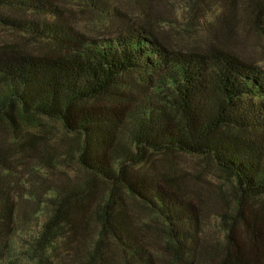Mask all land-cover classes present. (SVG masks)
Instances as JSON below:
<instances>
[{
  "label": "trees",
  "instance_id": "trees-1",
  "mask_svg": "<svg viewBox=\"0 0 264 264\" xmlns=\"http://www.w3.org/2000/svg\"><path fill=\"white\" fill-rule=\"evenodd\" d=\"M56 8L50 0H0L1 27L56 49L39 54L0 47V129L56 121L71 140L53 164L70 158L84 171L78 181L47 184L39 200L47 217L38 247L86 208L121 240L117 224L126 198L173 226L194 220L195 206L177 180L161 181L141 168L152 155L176 151L210 159L230 183L236 216L262 244L249 258L241 251L231 257L261 264L264 203L248 199L264 195V68L216 46L170 48L144 25L90 37L58 20L25 15L55 16ZM35 138L20 142L32 148ZM3 150L0 144L7 174ZM9 186L0 175V240L15 216Z\"/></svg>",
  "mask_w": 264,
  "mask_h": 264
},
{
  "label": "rangeland",
  "instance_id": "rangeland-1",
  "mask_svg": "<svg viewBox=\"0 0 264 264\" xmlns=\"http://www.w3.org/2000/svg\"><path fill=\"white\" fill-rule=\"evenodd\" d=\"M50 2L57 7L55 16L25 15L58 20L90 37L144 25L170 48L203 52L216 46L264 68V0ZM256 18L262 20L261 25ZM6 45L39 54L56 50L50 41L0 26V47L8 50ZM32 135L36 136L34 147L21 144ZM70 140L56 121L22 125L17 131L0 129L5 165L10 168L6 174L1 167L0 175H6L15 202V216L0 240V264H237L231 257L235 252L249 258L250 250L262 247L236 216L231 185L212 161L176 151L152 155L141 168L158 180H177L182 196L195 206L194 220L173 226L136 199L126 198L124 220L117 224L121 240L114 241L110 228L102 227L91 208H86L57 229L48 246L38 247L47 217V208L39 200L47 184L78 181L84 175L70 158L53 164L52 158L62 157ZM248 202L264 203V195ZM260 263L264 264V255Z\"/></svg>",
  "mask_w": 264,
  "mask_h": 264
}]
</instances>
